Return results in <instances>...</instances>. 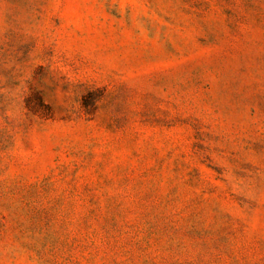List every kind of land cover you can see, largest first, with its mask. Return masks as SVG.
Segmentation results:
<instances>
[{
    "label": "rangeland",
    "instance_id": "1",
    "mask_svg": "<svg viewBox=\"0 0 264 264\" xmlns=\"http://www.w3.org/2000/svg\"><path fill=\"white\" fill-rule=\"evenodd\" d=\"M0 264H264V0H0Z\"/></svg>",
    "mask_w": 264,
    "mask_h": 264
}]
</instances>
